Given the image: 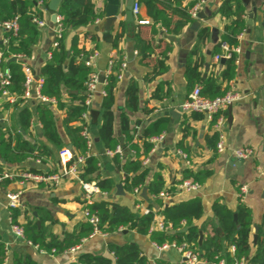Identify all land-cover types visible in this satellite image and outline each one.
I'll list each match as a JSON object with an SVG mask.
<instances>
[{"label": "crops", "instance_id": "crops-1", "mask_svg": "<svg viewBox=\"0 0 264 264\" xmlns=\"http://www.w3.org/2000/svg\"><path fill=\"white\" fill-rule=\"evenodd\" d=\"M124 1L121 0L119 12L114 26L110 31L104 29V19H98L94 24L71 30L65 39L67 50L74 34L79 35L80 45L90 48L92 43L83 38L84 32L98 37L99 50L93 59V69L100 75L109 71L110 59L117 57V50L112 43L117 35L119 49L122 52L123 69L117 81L114 92V135L123 140L120 129V116L125 112L131 123L141 121L144 125L158 118H165V129L160 133L162 139L155 141L153 148L145 162V166L151 172L161 171L164 177L165 188L170 190V198L165 202L176 204L192 197H199L203 204V214L198 224L204 223L206 230L212 227V207L216 201H220L231 211H235L239 204L249 208L251 213L250 247L251 253L256 249V239L259 230L264 227V0H240L245 6V26L238 36L239 49L235 53L234 73L231 78L221 79L224 69V61L216 62L214 55L219 52V40L221 33L229 27L233 17L222 18L218 12L223 0H180L182 7L189 10L195 6L197 13L191 21L176 35L167 34L160 23H154L149 16L147 3L140 1L138 14L134 19V30L129 29L122 12ZM168 1V0H164ZM193 3V4H192ZM192 4V5H191ZM95 7L104 12L105 0H95ZM255 8L251 23L248 24V13ZM43 26H38L40 37L34 45L29 57H16L30 69L32 75L31 97L23 102L14 104L8 96H0V127L8 129L13 134L19 129L18 112L24 105L32 112L31 127L28 133L21 129V133L32 141H45L42 128L38 120L36 106L39 99L36 98L35 84L40 79L39 69L50 58V49L56 38L60 36L59 24L49 20L45 6H43ZM139 21H146L139 23ZM201 27H208L209 33L203 42H200L198 32ZM249 29V31H248ZM139 32L141 38L153 41L158 47L154 55L143 60L135 35ZM5 29L0 28V44L4 40ZM171 37V39L169 38ZM165 46L170 49L165 60L166 70L153 80L148 76L155 62L154 57ZM69 53V51H68ZM147 62V63H146ZM188 64L196 65L201 81L196 85L205 88V81L213 78L220 90H232L240 96L233 102L230 112H223V145L222 152L209 147L208 139L213 132L218 134L214 122L203 113H183L181 103L193 89L186 76ZM226 68V64H225ZM130 81L136 82L138 92V108L130 111L126 108V90ZM162 82V97H153L154 89ZM102 86L98 85L94 91L87 118V134L90 139L88 153L99 161V173L101 177H109L114 183V189L109 195H113L116 184L122 183L123 173L113 162L114 153H107V149L100 142L98 128L101 122L100 100L102 98ZM68 103L65 90L60 98ZM17 103V102H16ZM54 110V117L59 133L65 137L62 121L65 111L56 108V101H49ZM76 103V102H74ZM96 104L98 105L96 107ZM97 109L99 115L94 122L90 111ZM175 113V114H172ZM230 116V120L228 118ZM40 128V132L37 130ZM142 126V125H141ZM142 128V127H141ZM141 131V129H140ZM218 140V138H217ZM134 142H140L133 139ZM120 142V141H119ZM217 143V141H216ZM68 145V144H67ZM67 145L65 146L67 148ZM240 147H250L253 153L250 157L241 159L238 163L234 150ZM52 155L45 160H33L19 164H9L0 156L1 170L29 171V167L41 170L43 173H57L61 170L59 162V149L51 146ZM116 149V148H115ZM114 149V150H115ZM109 150V151H114ZM180 150L182 154L177 151ZM76 154L74 148L71 150ZM184 155V156H183ZM186 169L193 172L206 171L208 175L199 185L196 191L186 192L180 190L177 183L183 179ZM151 176V174H150ZM94 182V181H91ZM245 186L246 191L241 187ZM19 192V205L21 214L19 222L33 219L49 228L51 232L62 236L65 232L72 231L80 222L85 221L83 215L84 192L79 180L65 177L58 184L47 182L32 183L20 182L17 178L5 179L0 184V243L5 247V261L3 264H14L16 258H29L35 264H69L75 262L82 253H94L106 255L110 244H134L141 250L148 263L164 259L170 264H181L183 258L176 247H169L159 251L151 241L148 234H142L136 230L121 228L113 233H93L85 238L81 244L73 249L60 254H50L39 250L23 237L16 235L12 229V208L8 206L7 191ZM109 198L120 205L142 210L147 207L146 200L141 196L128 193ZM145 202H136L138 197ZM149 198V195L147 193ZM160 215V214H158ZM38 225V224H37ZM258 227L257 229L255 227ZM205 234H203V237Z\"/></svg>", "mask_w": 264, "mask_h": 264}, {"label": "trees", "instance_id": "trees-1", "mask_svg": "<svg viewBox=\"0 0 264 264\" xmlns=\"http://www.w3.org/2000/svg\"><path fill=\"white\" fill-rule=\"evenodd\" d=\"M48 1L0 0V21L18 17V29L16 31L5 30L4 40L0 44V51L3 53L2 65L9 72V83L5 89L8 91L9 97L16 98L14 104L23 102L25 99L22 94L25 90L26 72L25 64L20 59L13 61L11 58L14 56L29 57L32 54L33 47L40 37L34 18L42 20L43 6ZM137 1L147 3V12L154 23H160L170 35L180 33L192 19L189 6L182 7L180 0ZM218 12L222 18L233 17L230 26L226 27V31L224 29L220 35L219 47L222 42L234 47L238 44V36L243 32L245 26V6L240 0H223ZM57 15L60 17V36L56 38V45L50 49L48 62L41 66L38 71L42 79L39 92L46 99H55L56 108L65 111V117L62 121L65 137L58 131L54 110L50 103L40 100L36 110L45 141L35 142L21 133V129L28 133L32 119L31 110L24 105L18 112L19 129L14 134L8 129L0 127V156L5 162L12 165L23 163L28 159L45 160L52 155L51 146L61 150L67 144H71L76 153L75 156L83 157V163L79 167V178L84 182L94 181L102 191L110 194L115 183L109 177H101L98 172L99 161L95 156L88 153L87 139L82 135V130L88 125L83 114L89 111L84 100L87 97L86 88L91 72V68L85 64V61L86 57L99 50L98 37L84 32L83 38L92 43L90 48L80 45L78 34L73 35L68 50L65 44V39L71 30L94 24L98 19L103 18L104 12L95 7V0H62L58 6ZM208 33V27L200 28L198 32L200 42H203ZM120 36V34L117 35L112 43L113 48L117 50V57L110 59V70L105 74V83L102 86L104 95L100 100L101 122L98 128V137L107 150H114L117 146L121 147L122 153H114L113 162L123 173V188L126 192L133 193L135 189L140 192L143 187H146L149 195V201H146V204L150 211L143 213L141 210L120 205L111 201L107 196L98 197L92 203H86L83 200V208H87L91 214L98 218L97 230L102 233H113L121 228H128L142 234H148L151 241L159 245L174 243L179 246L185 243L199 258L212 264L218 263L221 259H225L226 263L230 264L234 258L238 260L245 258L251 264H264V227L259 230L256 249L251 253L249 240L252 224L251 213L245 205L239 204L235 211H231L225 204L216 201L212 207V227L206 230L204 223L198 224L203 214V204L199 197L195 196L176 204L165 203L158 197L160 192L164 190L170 192V190L165 188L161 171L151 172L145 166V160L154 146L151 138L159 135L165 129V118H158L144 125L141 121L131 123L128 115L122 112L120 129L123 142L120 143L114 135L112 106L115 87L123 69L122 52L118 45ZM135 42L143 60L154 55L155 48L158 47V43L155 45L153 41L141 38L139 32L135 35ZM169 49V46H165L154 57L155 62L151 65L149 80L162 75L166 70L165 60ZM234 61V52L229 58L224 59L222 80L233 76ZM186 76L193 87L201 81L196 65L188 64ZM162 85V82L158 83L154 89L153 97L160 98L163 96ZM2 90L3 88L0 87V96ZM64 90L68 96V103H64L60 99ZM138 92L136 82L130 81L126 90L125 103L126 108L130 111H135L138 108ZM225 92L220 90L213 78L206 80L205 88H201V93L209 98L223 95ZM139 124L142 125L137 138L140 142H134L136 132L134 126ZM216 141L217 134L213 132L208 139L209 147L213 150ZM73 161L71 160V162ZM28 169L37 173L41 172V170H36L33 167ZM183 175V179H191L201 184L208 172H193L186 169ZM136 202L143 203L145 201L139 196ZM20 214V209L12 208V224L22 229L26 241L37 246L39 250L50 254L68 251L95 233L93 225L85 220L80 222L72 231L58 236L51 232L42 220L39 226L37 222L29 218L25 222H19ZM156 214H160L164 223L171 226V231L153 230L149 232ZM234 214L236 220H234ZM200 231L205 236L199 244ZM231 246L234 247L233 253L230 251ZM5 256V247L0 243V264L4 263ZM14 264H35V262L29 258H16ZM69 264H148V261L138 246L127 243L122 245L110 244L106 255L82 253L75 262ZM156 264L170 263L164 259H158Z\"/></svg>", "mask_w": 264, "mask_h": 264}, {"label": "built area", "instance_id": "built-area-1", "mask_svg": "<svg viewBox=\"0 0 264 264\" xmlns=\"http://www.w3.org/2000/svg\"><path fill=\"white\" fill-rule=\"evenodd\" d=\"M204 0H201L203 2ZM197 7L198 5L193 6L190 10L189 13L191 17H195L197 13ZM140 4L136 0L133 4L132 7V12L134 16H136L139 12ZM59 19L60 17L57 16V23L59 24ZM34 21L36 22L37 25L43 26L45 22L43 20L34 18ZM146 21H139V23H143ZM0 28L5 29V30H13L16 31L18 29V17H14L13 19L10 20H4L0 21ZM60 30V29H59ZM240 36V35H239ZM53 45H56V42H54ZM239 49L237 46L231 47L228 43L222 42L220 43V52L216 53L214 55V60L216 62H219L221 59H226L231 56L232 52H238ZM97 55L96 52H94L92 55H89L86 57L85 64L91 68V72L89 73L88 77V82H87V88H86V93L87 97L84 100V104L87 106V108L90 107L94 91L96 87L100 85H104L105 83V75H104V80L102 82L99 81V74L95 72V70L92 68L93 67V59ZM3 61V53L0 51V87L3 88L2 90V95L3 96H8L9 93L5 89L6 85L9 83V72L7 69H5L2 65ZM25 72H26V82H25V90L24 93L22 94V97L27 99L31 97V87H32V75L30 73L29 67L26 65L24 66ZM109 70H110V64H109ZM109 72V71H108ZM107 72V73H108ZM42 84V79L40 78L36 84H35V90H36V98L41 100V101H54V99H46L43 96H41L39 90ZM101 93L104 95V91L102 90ZM12 101H15V97H10ZM240 99V96L233 92L232 90L226 91L223 95L216 96L214 98H209L206 97L201 93V86L200 85H195L191 92L187 95V98L181 103L180 109L183 113H203L206 115V117L209 120H214V127L217 130V143H216V151L222 152L224 150V145H223V132H222V125H223V112L230 106L232 105L233 102L237 101ZM89 116V111L85 112L83 114V118L87 120ZM135 134H134V139L138 138V134L141 129V125H135ZM82 135L87 139V145L88 147L90 146V139L87 134V129L84 128L82 130ZM162 139V134H159L151 140L153 142L159 141ZM179 154H182L180 150L177 151ZM234 155L238 159H245L248 158L252 155L253 150L250 147H240L236 148L234 151ZM107 153H118L121 154L122 150L120 146H117L114 151H107ZM184 156V155H183ZM71 160H74L71 162ZM147 160V159H146ZM145 160V162H146ZM59 162L61 165V170L60 172L57 173H43V172H33V171H21V170H1L0 169V184L5 180V179H15L17 178L20 182L24 181H30L34 184L39 183V182H47V183H52V184H58L63 178L68 177V178H73L76 180H79L82 189L84 192V198L83 200L86 203H92L94 200H96L98 197H106V192L102 191L96 184L95 182H84L79 178V167L83 163V157H78L75 156L70 150H68L66 147L61 149L59 151ZM199 183L191 180V179H183L181 180L177 186L180 190H184L186 192H192L196 191L199 188ZM241 190L244 192L246 191V187L242 186ZM133 194L138 195L139 190L135 189ZM158 197H160L163 202H166L170 198V193L167 190H164L159 193ZM6 198L8 199V206L10 208L13 207H18L19 205V192L16 191H7L6 192ZM143 213H148L150 211L149 208L144 207L141 210ZM83 215L85 217V220H87L91 225H93L95 229V233L99 232L97 230V223H98V218L94 215L91 214L87 208H83ZM12 229L14 233L20 237H23V231L21 228L17 227L16 225L12 224ZM171 226L166 225L163 221V218L161 215L156 214L154 216L153 222L149 228V232L153 230H164V231H171ZM24 238V237H23ZM30 243V242H29ZM153 245L159 250L163 251L168 249L169 247H176L183 258V261L181 264H208L209 262L205 261L202 258H199L197 254L191 249L186 246L185 243L177 246L174 243H163L161 245L156 244L153 242ZM75 248V247H74ZM73 249V248H72ZM230 251L233 253L234 252V247H230ZM148 264H156V262H151ZM216 264H227L225 259H221L218 263ZM230 264H251L249 261L245 258L241 259H233V262Z\"/></svg>", "mask_w": 264, "mask_h": 264}, {"label": "water", "instance_id": "water-1", "mask_svg": "<svg viewBox=\"0 0 264 264\" xmlns=\"http://www.w3.org/2000/svg\"><path fill=\"white\" fill-rule=\"evenodd\" d=\"M62 0H49L48 3L45 5V9L47 11V13L49 14V20L52 22V23H57V9H58V6L59 4L61 3ZM136 0H125L124 1V8L122 10V12L125 14V21L127 22V26L129 27V29L131 30H134L135 26L133 24L134 22V19H135V16L132 12V7H133V4ZM245 1V0H243ZM120 2L121 0H105V7H104V16H105V19H104V29L106 31H110L112 29V27L114 26V23L117 19V14L119 12V7H120ZM255 12V8L252 9V12L248 13V24L251 23V20H252V17H253V14ZM249 31V29H248ZM171 39V37H169ZM11 60L15 61L16 60V57H12ZM221 62L224 61V59H221L220 60ZM104 80V75H100L99 76V81L102 82ZM49 101H46V103H48ZM98 105L96 104V107ZM227 110L230 112L231 110V105L227 108ZM90 114H91V117L93 119V121L95 122L97 120V117L99 115V111L97 109H92L90 111ZM172 114H175V113H172ZM176 115V114H175ZM230 120V116L228 118V121ZM37 130L38 132H40V128L39 126H37ZM120 143L123 142L122 139L119 140ZM67 149L68 150H72V145L71 144H68L67 145ZM238 163H242V160L241 159H237ZM116 190L114 192L113 195H109V198H113L115 196H118V195H123L124 194V191H123V186L121 183H118L116 184ZM141 196L143 197L144 200L146 201H149V198L147 196V188L146 187H143L142 188V191H141ZM234 220H236V215L234 214ZM38 226L40 225L39 222H37ZM256 229L258 228L257 226L255 227ZM203 239V232L200 231L199 232V244L201 243ZM208 264H212V263H208Z\"/></svg>", "mask_w": 264, "mask_h": 264}]
</instances>
